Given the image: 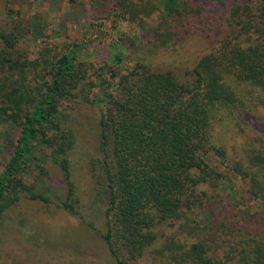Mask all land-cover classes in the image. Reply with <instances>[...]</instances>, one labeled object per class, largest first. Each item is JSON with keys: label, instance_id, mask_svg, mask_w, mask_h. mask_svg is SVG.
<instances>
[{"label": "trees", "instance_id": "16d2710c", "mask_svg": "<svg viewBox=\"0 0 264 264\" xmlns=\"http://www.w3.org/2000/svg\"><path fill=\"white\" fill-rule=\"evenodd\" d=\"M3 2L12 18L14 0ZM226 2L93 0L92 21L110 18L112 28L135 21L146 33V41L123 40L131 57L121 51L102 65L81 62L76 42L18 63L22 23L9 29L0 24V154L5 161L0 243L17 238L28 243L34 231L45 230V225L34 229L32 215L19 207L26 199L63 209L87 230L94 231L99 221L103 226L97 232L113 264H144L145 258L163 264H264V233L254 235L250 223L233 219L241 214L248 220L242 206L245 212L264 211V138L234 145L245 152L241 158L212 130L215 115L228 113L238 122L247 108L264 104V0L232 5L229 30L219 24ZM155 13L160 21L148 29L147 19ZM191 38L209 44L190 70L149 63L148 55L160 47L180 58ZM75 102L95 107L99 116L100 157L89 163L86 202L70 181L75 134L68 111ZM255 123L257 129L264 126ZM49 166L66 179L65 196L48 182ZM237 181L246 190L222 198L223 188L234 190ZM231 205L238 211L232 215ZM39 249L37 261L47 255L49 264L71 252L61 245Z\"/></svg>", "mask_w": 264, "mask_h": 264}, {"label": "rangeland", "instance_id": "374dc122", "mask_svg": "<svg viewBox=\"0 0 264 264\" xmlns=\"http://www.w3.org/2000/svg\"><path fill=\"white\" fill-rule=\"evenodd\" d=\"M156 0H151L154 2ZM93 0H14L12 18L7 15V8L3 0H0V24L5 29H9L12 23L21 21L25 35L17 46L16 61L23 63L24 60H37L40 53L49 51H60L66 43L76 42L81 44L79 51V60L81 62H93L96 65L107 63L111 55L118 52L123 53L126 58L131 57V50L128 49L127 43L123 40L132 39L135 43L146 41L144 29H141L135 21L118 22L117 28H112L111 19L99 17L97 20H91V7ZM234 4L245 6L244 0H227L224 10L221 13L220 27L229 30L227 25L229 11ZM259 7L260 3H256ZM19 13V16L16 14ZM160 21L159 13H155L147 19L148 29L158 25ZM228 27V28H227ZM227 30V31H228ZM202 41H206L202 43ZM208 40L203 38H191L185 42L184 54L180 58L174 54L159 48L157 54H149V63L156 68L164 66H173L183 70H190L196 63L197 57L207 52L206 45ZM127 67V66H126ZM176 68V69H177ZM262 95V93H260ZM69 112V113H68ZM69 114L70 127L75 134V144L69 155L71 178L75 188L76 196L79 200L86 202L90 189L89 163L100 157L98 143V112L97 109L83 102H75L71 105ZM246 118L237 120L228 113H219L213 117L212 130L216 137L227 138L226 148L232 149L235 156L244 157L246 154L242 149L234 148V145H247L252 139L258 137L264 138V126L258 127L256 121L264 124V104H259L254 109L247 108L244 112ZM256 128V130H255ZM1 144V142H0ZM234 148V149H233ZM4 153L0 154V172L5 161L2 160ZM48 182L53 185L60 195L67 193V181L62 172L56 166L48 168ZM232 188H223L222 198H233L237 190L241 188L246 190L242 181ZM230 187V186H229ZM232 195V196H231ZM226 201H224L225 203ZM20 208L28 211L32 215L37 228L45 225V230L34 231L32 237L26 241L17 238V240H6L0 243V264L2 260L29 263V264H49L47 255L37 261L39 249H51L57 245L70 250L58 259L57 264H113L108 255L106 247L98 235L97 228L103 225L95 221L96 228L94 231L87 230V224L73 217L63 209L55 205L46 206L38 201H28L22 199ZM223 203V204H224ZM248 205V204H247ZM236 205L228 207L230 215L237 211ZM48 207V208H47ZM239 208V207H238ZM243 208V209H242ZM240 208L243 215H248V220L243 221L242 215L236 218L244 224L250 223L248 229L255 235L264 233V211L255 208L250 212H245V208ZM51 211V212H49ZM238 212V211H237ZM52 213V214H51ZM23 217V216H22ZM21 217H19L20 219ZM163 228V227H162ZM162 230V229H161ZM167 228L164 229V232ZM168 234L172 229L167 230ZM38 232V233H37ZM180 232V235H179ZM59 235L56 237L55 235ZM180 239H183L181 231L177 230ZM259 236H256L258 238ZM37 243H40L37 244ZM82 248L80 252L73 245ZM36 245V246H35ZM163 260H152L145 258L144 264H163Z\"/></svg>", "mask_w": 264, "mask_h": 264}]
</instances>
